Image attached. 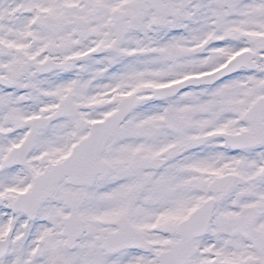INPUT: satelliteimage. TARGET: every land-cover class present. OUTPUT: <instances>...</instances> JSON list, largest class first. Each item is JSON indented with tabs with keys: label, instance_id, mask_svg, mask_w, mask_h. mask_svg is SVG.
I'll return each mask as SVG.
<instances>
[{
	"label": "snow or ice",
	"instance_id": "6c2138e0",
	"mask_svg": "<svg viewBox=\"0 0 264 264\" xmlns=\"http://www.w3.org/2000/svg\"><path fill=\"white\" fill-rule=\"evenodd\" d=\"M0 264H264V0H0Z\"/></svg>",
	"mask_w": 264,
	"mask_h": 264
}]
</instances>
